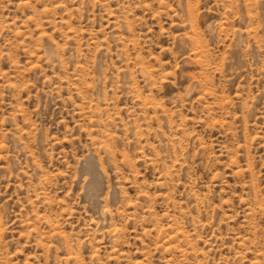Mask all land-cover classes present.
<instances>
[{"label":"rangeland","instance_id":"obj_1","mask_svg":"<svg viewBox=\"0 0 264 264\" xmlns=\"http://www.w3.org/2000/svg\"><path fill=\"white\" fill-rule=\"evenodd\" d=\"M0 264H264V0H0Z\"/></svg>","mask_w":264,"mask_h":264}]
</instances>
